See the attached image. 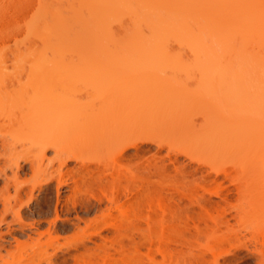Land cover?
Returning <instances> with one entry per match:
<instances>
[{
    "label": "bare ground",
    "instance_id": "6f19581e",
    "mask_svg": "<svg viewBox=\"0 0 264 264\" xmlns=\"http://www.w3.org/2000/svg\"><path fill=\"white\" fill-rule=\"evenodd\" d=\"M10 2L17 18L20 17L16 22L22 21L21 27L28 39L22 46H15L10 72H6V65L0 63V87L9 92L23 74L36 78L50 67L55 69L63 66L64 61L71 60L97 61V67L107 65L109 73H112L110 75L114 77L115 74L135 71L143 63H146L145 67L152 66L158 60L197 62L200 70L213 79L211 85L216 81L218 85L224 84L233 90L226 98L225 107L238 111L236 126L249 129L240 137L205 135V138L195 141L194 138L197 137H194L192 142L188 141L191 137H185L191 143L189 145L186 142L188 147L193 145L194 148L190 147L191 151L194 150L192 155L185 156L199 166H205L208 172L204 174L196 168L192 173L191 186L182 187L181 191L192 198L193 203L206 214V218L203 215L196 218L198 221L214 220L216 217L213 212L218 210L220 202L213 201L210 196L218 197L227 205L230 204V194L245 193L244 186L250 199L259 206L264 205V0ZM107 94L99 104L92 103L73 109L65 116L64 121L59 120L60 123L54 122V118L50 120L52 117L48 119L47 116L25 127L15 123L8 127L12 129V133L21 130L25 133L34 131L37 134V142L34 139L37 153L32 158L24 157L22 162L32 166L35 159H45L47 150L54 152L52 159L58 160L57 168L44 180L46 185L51 181L56 183V205L61 201V187L67 185L64 175L69 176L73 182L72 194L65 202V212L70 211V208L75 209L77 204L86 208L90 198L98 203L105 199L109 207L107 212L102 213L103 216L111 217V210H117L127 221L129 228H133L140 221L149 224L153 219L143 210L154 211L157 208L163 214L167 210L161 194L155 190H144L136 200V207L130 211L124 209L121 196L129 198L139 191L142 183L149 184L151 181L143 172L151 161H156L157 158L162 160V156H157V151L145 157L143 144H153L159 150L164 143L159 135L166 128L169 132H174L176 127L159 113L130 105L127 99L124 100L126 96L119 91ZM2 101L0 99V103ZM8 135H1V146L5 145L8 140L6 137L10 136ZM184 141L186 140H183L185 144ZM87 150L104 151L108 157H99L95 160V168L90 169L89 163L94 162L93 159H85L82 154ZM130 150L134 153L129 158L135 161L139 173L129 171L124 177L120 174L114 175L107 168V160L117 163ZM231 155L233 170L229 171L223 161ZM68 161L79 163L80 166L64 170ZM22 167L16 162L13 173ZM173 167L181 177L188 174L183 165L173 164ZM153 168L162 175L166 167L154 164ZM94 170L98 172L95 176ZM198 173L199 176H196ZM210 173L214 174V178L208 177ZM218 176L222 180H217ZM223 180L229 181L235 190L224 188L221 184ZM157 184L163 185V179L157 181ZM198 190L202 194L199 195ZM96 191L102 196L97 195ZM231 208L228 205L227 210L223 208V213L219 215L220 223L225 226L237 214L230 212ZM54 219L52 222L60 219L56 207ZM39 221L30 224L26 233L28 238H32L31 234H36V238H39L48 231L36 230ZM3 222L4 219H0V227ZM195 228L200 231L198 225ZM11 231L9 226L6 231H0V256L2 250H5L6 256H14V252L3 243L7 239L5 236ZM133 231L142 233L139 229ZM119 236L115 249L122 251V241L131 238L124 232ZM11 237L18 247L19 240L15 236ZM145 240L149 244L157 241L156 251L164 255L166 249L163 246V236L149 234ZM226 242L234 249L247 248L237 236L227 238ZM150 248L151 245L148 249ZM221 252L225 254L229 250L223 248ZM253 254L256 264H264V241ZM146 255L151 259L149 252ZM106 256L108 257L106 253L101 256L100 264H116L107 263ZM16 263L21 264L22 260L13 261V264ZM81 264L94 263L84 260ZM124 264L134 263L125 261Z\"/></svg>",
    "mask_w": 264,
    "mask_h": 264
},
{
    "label": "rangeland",
    "instance_id": "374dc122",
    "mask_svg": "<svg viewBox=\"0 0 264 264\" xmlns=\"http://www.w3.org/2000/svg\"><path fill=\"white\" fill-rule=\"evenodd\" d=\"M19 18L10 0L0 2V63L6 65V72L12 70L15 46H22L28 39L23 33L22 21L16 22ZM63 63V66L55 69L50 67L36 78L23 74L9 92L0 87V99L3 100L0 103V137L2 134L8 135V132L11 137H6L5 145H0V219H4L0 231H6L7 226L11 228L12 235H6L3 243L14 252V256L9 257L2 250L0 264H13L15 260H22L21 264H47L50 261L49 264H81L84 260L100 264L104 253L108 255L107 263L116 264H124L125 261L134 264H256L253 251L264 241V205L259 206L250 199L245 186L242 195L230 194V204L227 205L218 197L210 196L213 201L220 202V207L213 212L216 216L214 220L205 221L196 219L206 218V214L181 191L182 187L191 186L192 173L196 168L204 174L208 172L205 166L201 167L185 156L194 152L191 151L193 145L191 149L188 147L194 137H197L194 141L205 138V135L240 137L249 129L236 126L238 111L225 107L226 98L233 90L224 84L218 85L216 81L211 85L213 79L205 75L194 61L158 60L149 67L143 63L137 70L115 74L116 77L110 75L112 73H109L107 65L97 67V61L71 60ZM219 79L222 81V77ZM115 91L124 94V100L127 99L130 105L159 113L177 128H173L172 133L166 128L159 135L164 141L159 150L153 144H143L144 156L149 157L157 151V156H162V160L157 158L158 162L151 161L143 172L151 182L142 183L139 191L129 198L121 196V202L124 209L130 211L136 207V200L144 190H155L163 197L167 210L164 214L157 208L154 211L143 210L153 221L149 224L137 222L133 228L128 227L127 221L117 210H111V217L103 216L102 213L107 212L109 207L105 199L98 203L90 198L88 203L85 202L88 204L86 208L77 204L75 209L70 208L65 212V202L74 187L66 174L67 185L61 187V201L56 205V183L51 181L46 185L44 180L57 168L58 160L52 159L54 152L47 150L45 159H35L32 166L22 162L24 157L32 158L37 153V134L21 130L12 133L8 127L11 123L25 127L47 116L60 123L73 109L99 104L108 95L107 92ZM185 137L192 139H188V142ZM106 153L87 150L82 154L85 159H93L94 162L88 163L89 168L94 169L97 164L95 160L108 157ZM133 153L130 150L117 163L105 161L107 168L114 175L120 174L122 177L129 171L139 173L135 161L129 158ZM232 158L231 155L223 161L229 171L233 170ZM16 162L23 167L13 173ZM160 163L166 167L162 175L153 168L154 164ZM173 164L183 165L188 174L181 177ZM79 166V163L68 161L64 170ZM97 174L94 170V176ZM208 177L214 178V174L210 173ZM161 179L164 184L158 185L157 181ZM217 180L222 179L218 176ZM221 184L224 188L235 190L227 180ZM96 193L100 194L99 191ZM198 194H202V191L198 190ZM67 204L71 207L70 203ZM228 205L232 206L229 211L237 214L225 226L220 223L219 215L223 213V208L227 210ZM54 207L60 219L53 223ZM38 220L40 224L36 230L44 232L48 229L49 233L46 231L37 236L39 238L31 234L30 239L26 234L28 228ZM195 225L200 231H196ZM122 232L128 233L131 239H124V249L118 251L115 248ZM149 234L164 237V255L156 251L157 241L149 244L145 240ZM11 236L19 240L18 247ZM235 236L240 237L249 250L231 248L226 240ZM223 248L229 252L221 254ZM147 252L151 259L147 257Z\"/></svg>",
    "mask_w": 264,
    "mask_h": 264
}]
</instances>
